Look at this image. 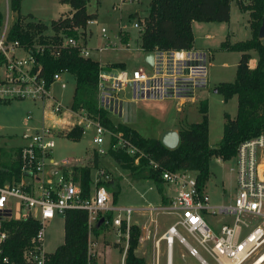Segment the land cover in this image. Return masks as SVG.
I'll use <instances>...</instances> for the list:
<instances>
[{
	"label": "built area",
	"instance_id": "obj_1",
	"mask_svg": "<svg viewBox=\"0 0 264 264\" xmlns=\"http://www.w3.org/2000/svg\"><path fill=\"white\" fill-rule=\"evenodd\" d=\"M124 1L120 0V3ZM6 14L0 25V101L29 99L45 102V105L41 127L27 134V143L20 147L19 179L0 182V245L8 235L7 230L3 229L6 220L37 219L40 227L31 238L30 247L24 251V257L33 264H44L42 244L46 223L55 215L64 214L67 209H82L88 214V254L91 257L88 264H96L92 260L96 242L91 238V233L97 224L111 226L118 231V236L125 238L124 258L130 227L133 225L132 217L137 208L113 202L111 192L100 184L107 181L103 169H98L88 196H83L79 182L74 180L72 170H69L79 166L81 159L67 157L55 160L51 153L57 136L67 135L75 126L81 127L83 132L93 126L95 133L92 142L99 145L98 156L106 153L102 147L106 135L116 138L111 148L123 150L133 157L136 165L146 155L123 138L120 132L112 133L86 111L66 109L60 101L52 98L40 68H35V54L41 52L44 45L34 43L32 47H26L18 40H9L8 31L12 22L8 12ZM87 23L92 25L96 21L91 19ZM144 25L145 17L142 16L135 18L132 23L138 31H143ZM100 31L102 35H107L104 27ZM59 36L62 37L61 46L80 45L71 36ZM79 51L81 55L88 56L89 50L84 45ZM149 52L153 53L152 64L146 62L149 71L141 67L131 70L111 67L105 70V66L100 65L97 77L99 107L113 114L122 113L119 93L124 91L129 99L135 101L175 100L177 110H181L185 103L197 100V91L208 83L211 52L193 47L169 50L155 48ZM61 75L60 72L54 73L51 85L60 82V87L65 88L67 82ZM27 118L30 119L31 115H27ZM233 158L236 162V193L230 203L223 205L212 204L205 189L198 187L196 171H162L164 184H174L177 187L176 194L159 207L148 206L144 209L151 213L154 210L171 213L177 219L163 231L155 242L156 247L160 240H164L170 251L177 239L186 247L188 254L201 264H209L202 252L214 264H245L255 252L264 249V171L261 168L264 137L260 135L242 141ZM146 167L159 168L150 158ZM26 176L31 182H25ZM32 181H35V186H31ZM207 216L214 221L207 219ZM149 233L147 231L145 236H139L138 243L148 239ZM2 260L7 262L6 257Z\"/></svg>",
	"mask_w": 264,
	"mask_h": 264
},
{
	"label": "trees",
	"instance_id": "obj_2",
	"mask_svg": "<svg viewBox=\"0 0 264 264\" xmlns=\"http://www.w3.org/2000/svg\"><path fill=\"white\" fill-rule=\"evenodd\" d=\"M22 0H9V7L14 18L8 31L9 40H18L26 47L34 43L44 45L41 52L35 54V68H40V74L50 88L54 73L68 72L75 78V87L70 109L84 110L112 133L120 132L122 137L138 147L146 157L140 159L139 165L133 164V157L123 150H110L111 156L130 168L137 178L151 179L159 193L163 190V170H192L196 171L197 184L204 189L209 179V161L212 157L229 160L234 157L237 146L245 140L262 135L264 137V39L258 35L264 21V0H150L148 13L145 16L144 29L141 32L140 47L144 52L155 48L161 50L189 49L193 47L194 35L192 21L227 22L230 19V3L235 1L242 12H249V24L252 37L244 41L230 43L222 41L220 49L241 52L236 66L235 79L231 82H221L217 92L227 102L233 96L237 99V110L234 117L224 113L222 137L217 146L209 145V125L207 104H199L201 119L190 123L187 128L178 131L179 143L175 148L164 146L159 138L145 137L136 129L119 123L114 125L105 110L99 107L97 96V77L100 63L91 57L80 54L83 45L61 46L62 37L58 34L44 35L47 26L42 22L27 19L20 11ZM70 6L69 15L63 19L51 21V27L63 32L74 26L85 27L86 22L95 17V13L87 11V0H58ZM3 14L0 11V25ZM74 33V32H67ZM126 42V41H124ZM250 50L257 53L256 64L249 66ZM110 67L124 69L123 62L110 64ZM83 129L75 126L67 133V138L79 141ZM112 141L116 139L112 137ZM3 148L0 147V153ZM18 151V149H17ZM152 159L158 169L147 168L148 160ZM19 152L12 162H0V182H12L20 176ZM74 180L81 187V194L88 196L91 190V168L87 166L74 167L71 171ZM112 194L113 202L117 203L120 192L119 185L114 181H102ZM164 198V197H163ZM165 199V198H164ZM40 223L37 219L10 218L3 223L7 237L0 245V264H33L24 257V251L30 247V241L36 235ZM94 228L95 234L99 229ZM122 230L123 227H122ZM140 227L132 225L129 232L128 247L124 264H144L142 257H137L134 250L138 245ZM88 214L82 209H67L64 212V240L51 253H45L44 264H88L91 259L88 254ZM7 262H3V258ZM92 260L94 261L93 257Z\"/></svg>",
	"mask_w": 264,
	"mask_h": 264
},
{
	"label": "rangeland",
	"instance_id": "obj_3",
	"mask_svg": "<svg viewBox=\"0 0 264 264\" xmlns=\"http://www.w3.org/2000/svg\"><path fill=\"white\" fill-rule=\"evenodd\" d=\"M6 1L7 0H0V10L4 13L3 20L6 18V13L8 12L7 8L9 7V3L7 4ZM87 1V9L95 13V17L91 19H95L96 23L90 25L86 22L85 27L74 26L67 31L74 33L63 32L65 28H60L56 31L51 27V20L57 15H60V13L57 14L58 0H24L23 4H21L20 11L22 14L26 13L32 5L37 4L40 21L47 26V29L43 32L45 36L61 34L63 36L73 37L78 44L88 48L90 56L93 59L106 62L104 65L105 70L111 68L110 63L107 64L108 62L123 61L126 63V68L129 70L141 67L149 71L150 68L144 61L145 52H141L139 46L142 31H138L132 26L135 12H139V15H141L143 14V8L148 11V0H125L122 3H120V0ZM10 13H12L11 9ZM65 16H68V14L61 15L59 18L63 19ZM247 17L245 13L237 10L233 2L230 25L233 33L232 37L235 38V40H242L245 38L244 34L250 27V24L249 27L247 24ZM10 18L11 23L13 20L12 17ZM101 27L107 29L106 36L108 37L102 35L100 32ZM113 33L118 34L121 41L113 37ZM232 33H230V35ZM203 34V32L197 34L198 45L209 44L213 48L214 55L208 66L207 86L197 91V100L195 102L185 103L181 107V110H177L176 101L172 99H141L135 101L129 99V95H127L125 91L120 92L119 97L122 99V113L113 114L105 110L112 123H114V125H118L119 123L126 124L136 129L145 137L160 138L161 134L171 126L181 129L189 126L190 123L200 121L201 113L199 112V104L201 102H206L209 125V145L212 147L217 146L223 133L225 121L223 115L226 112L230 117H234L237 110V101L236 97H232L227 102H224L222 95L218 92H214V89L221 82H231L235 79L239 53L238 51L215 49L214 47L218 46L216 45V41L213 39H204L202 37ZM128 35H130V38ZM101 46L104 48L102 51H99L98 48ZM222 63H226V65ZM61 78L66 80V87L61 88L60 82H55L52 85V90L54 94L58 95L57 97L62 105L66 109H69L75 84L74 76L66 72ZM27 115H31V118L28 119ZM40 126L41 106L39 102L33 103L29 99H13L7 102L0 101V147L3 148V151H1L2 153H0V162L11 159L16 147L25 143L23 134L33 133L34 129ZM94 133V127L91 126L85 129L79 141L57 136L51 156L55 160L67 157L80 158L81 162L77 167H90L92 179L97 176L98 169H103L107 175V181H114L119 185L120 192L117 196V204L119 205H130L136 208H144L149 205L159 207L162 205L159 203L161 194L153 180L137 178L130 168L124 167L121 162H117L111 156L109 151L113 150L111 144L113 143L112 137L114 136L106 135L105 143L102 145L106 153L101 156L97 155V148L99 145L92 142ZM8 148H10V150H7ZM133 164L136 165L135 162H133ZM235 167L236 162L234 158L224 160L221 163L217 161L216 157L210 159V175L205 186L211 200H223V202L229 203L232 192L236 190ZM72 168L69 170L71 171ZM169 185L170 188L167 189V193L174 194L176 192L175 185ZM138 215L134 213L132 219L135 220L139 217V222H147L149 225L150 223H153L152 225L156 223L158 233L165 230L176 218L174 214L155 210L151 214L147 210V213L144 215L142 213ZM150 217L155 221L153 222ZM62 219V215L57 214L52 220L46 223L44 235V248L46 251H52L55 246L63 241ZM207 219L214 221L210 216H207ZM225 219L229 220L227 218ZM98 234L101 235V238L97 237L94 239L102 243V245L101 247L97 246L94 248L93 259L96 264H98V257L100 259V264H124L125 257H122L125 238L118 236V231H115L111 226L104 227ZM159 236L160 234L156 236L155 230L150 226L149 238L143 245L144 247L141 248L142 250H139V245L136 246L134 254L137 257H142L144 264H166L167 247L165 241L160 240L158 247L154 245V242L158 240ZM156 248L159 250L158 253ZM98 250H100L101 253L98 254ZM263 252L264 249L255 252L245 264L253 263ZM202 255L209 264H214V261L206 253L202 252ZM171 262L172 264H200L197 258L188 254L186 247L179 243L177 239L172 248ZM261 264H264V261Z\"/></svg>",
	"mask_w": 264,
	"mask_h": 264
},
{
	"label": "crops",
	"instance_id": "obj_4",
	"mask_svg": "<svg viewBox=\"0 0 264 264\" xmlns=\"http://www.w3.org/2000/svg\"><path fill=\"white\" fill-rule=\"evenodd\" d=\"M23 1L24 0H22L21 1V4H23ZM59 2V1H58ZM141 2V1H140ZM149 2H150V0H148V8H149ZM235 3V6L237 7V10H239V12H242V11H240V9L238 8V6H237V4H236V2L235 1H232L231 3H230V19H229V21H227V22H216V21H210V22H200V21H192V31H193V35H194V42H193V48H197V49H204V50H208V51H210L211 52V55H212V57H213V48L209 45V44H199L198 45V37H197V34L199 33V32H203L204 34H203V38L204 39H207V40H211V39H213L214 41H216V45H218V46H216V47H214L215 49H220V44H221V42L222 41H224V40H228L230 43H235V42H238V41H244V40H247V39H250L251 38V30H250V27H249V12H242V13H245L248 17H247V24H248V27H249V30H246V32H245V34H244V39H242V40H235V38H233L232 37V35H233V33H232V28H231V25H230V20H231V15H232V3ZM6 3L8 4L9 3V0H7L6 1ZM37 4H34V5H32L31 6V8L26 12V13H23V15H30L27 19H29V20H32V21H39V22H41L40 21V18H39V16H38V8H37ZM8 9V13H9V16L10 17H12V20H13V18H14V15L12 16V13H10V9H9V7L7 8ZM57 9H58V11H57V14L58 13H60V15H57L54 19H52V20H55V19H57V18H59L61 15H65V14H68L69 15V11H70V6L68 5V4H62V3H57ZM20 10H21V6H20ZM1 11V10H0ZM12 11V10H11ZM87 11L89 12V13H94V12H90L88 9H87ZM142 11H143V14H141V15H139V12H135L134 13V17L135 18H138V17H145L146 15H147V13H148V11H147V9H145V8H143L142 9ZM2 12V11H1ZM3 14V16H4V13H2ZM134 18V19H135ZM51 20V21H52ZM95 20V19H94ZM13 22V21H12ZM105 28V27H104ZM101 29V28H100ZM106 29V28H105ZM106 31H107V29H106ZM101 32V31H100ZM127 32V31H126ZM128 33V32H127ZM230 33H232L231 35H230ZM129 34V33H128ZM215 35H218V36H215ZM129 36V38H130V35H128ZM106 37H108V36H106ZM113 37H116L118 40H120V37L118 36V34H116V33H113ZM129 38H128V41H129ZM121 41V40H120ZM127 41V42H128ZM110 42V41H109ZM110 43H113V42H110ZM140 44V43H139ZM113 45V44H112ZM140 46V45H139ZM99 48H102V49H100L99 51H102L103 50V48L104 47H99ZM140 50H141V52H143L144 53V51L141 49V47H140ZM146 53V52H145ZM239 53V58H240V55H241V52H238ZM249 53H250V55H251V59H250V63H249V66L251 67V68H253L254 66H255V64H256V60H257V53L254 51V50H250L249 51ZM87 57H91L90 56V53H88V56ZM211 57V58H212ZM92 58V57H91ZM93 59V58H92ZM94 60H96V59H94ZM96 61H98L101 65H105V63L106 62H102V61H100V60H96ZM118 62H123V61H118ZM118 62H108L107 64H113V63H118ZM124 64H125V68H126V63L125 62H123ZM238 63V62H237ZM223 65H226V63H222ZM117 68V67H116ZM121 69V68H120ZM64 73H66V72H63L62 73V75L61 76H63V74ZM68 73V72H67ZM74 83H75V78H74ZM54 84V83H53ZM52 84V85H53ZM52 85L50 86V95L52 96V98L53 99H55V100H58V101H60L59 100V98L57 97L58 95H56V94H54L53 93V90H52ZM74 87H75V84H74ZM74 91V90H73ZM73 95V94H72ZM233 97H236V96H233ZM60 99H61V97H60ZM72 99V98H71ZM236 101H237V99H236ZM33 103H36V102H39L40 103V106H41V125H42V122H43V104L45 105V102H42V101H32ZM50 102V101H49ZM61 102V101H60ZM191 103H193V102H191ZM69 109H70V107H69ZM236 115V114H235ZM47 120V119H46ZM49 121V120H48ZM41 127V126H40ZM188 126H186L185 128H187ZM39 128V127H38ZM36 129V128H35ZM169 129H174V130H176V131H179L180 130V128H177V127H174V126H171ZM182 129V128H181ZM84 133V132H83ZM29 134V133H28ZM26 135H27V133H25V134H23V137L25 138L24 139V141H25V143L24 144H26L27 143V138H26ZM83 135V134H82ZM61 136H63V137H65V138H67V136L66 135H61ZM82 138V137H81ZM80 138V139H81ZM24 144H21V145H19V146H17L16 147V149L14 150V155H13V157L11 158V159H8V160H6V162H8V163H10V162H12V160L15 158V156H16V154L19 152V150H20V147L21 146H23ZM211 146V145H210ZM12 149V148H11ZM17 149H18V151H17ZM7 150H10V148H8ZM217 161L218 162H223L224 160H222V159H220V158H217ZM24 180H25V182H31L30 180H29V178L26 176L25 178H24ZM235 182H236V179H235ZM36 185V183H35V181H32V184H31V186H35ZM176 187V186H175ZM168 188H170V185L169 184H164V186H163V190H162V193H160L161 194V197H160V200H159V203H161V204H165L170 198H172L173 196H175V194H176V192L174 193V194H169V193H167V189ZM205 191L207 192V189H206V186H205ZM176 191H177V187H176ZM208 193V192H207ZM235 193H236V190L234 191V192H232V197L230 198V201H229V203L233 200V198H234V196H235ZM209 194V193H208ZM210 196V195H209ZM165 199H164V198ZM210 200H211V197H210ZM158 203V204H159ZM211 203L212 204H214V205H223V204H228V203H225V202H223V200L222 201H213V199L211 200ZM149 206H154V205H149ZM146 207H148V206H146ZM146 207H144V208H146ZM136 208V207H135ZM144 208H137V211H136V213H137V215L139 214V213H142L143 215L145 214V213H147V210H145ZM148 212H150V211H148ZM150 214H151V212H150ZM62 215V217H63V219H62V222H63V226H62V235H63V240H64V214H61ZM139 216V215H138ZM152 217V216H151ZM150 217V218H151ZM177 219V217L175 218V220ZM52 220V219H51ZM174 220V221H175ZM50 221V220H49ZM149 221V220H148ZM173 221V222H174ZM172 222V223H173ZM172 223H170L169 225H171ZM153 223H150V225L149 224H147V222L146 223H142V222H139V217H137V219H135V220H133V225H137L138 227H140V230H141V232H140V236H145V234L147 233V231H150V226H152V229H154L155 230V233H156V236H157V234L159 235H161L162 233H163V231L161 232V233H158V230H157V227H156V223H155V225H152ZM168 225V226H169ZM100 225H96L94 228L96 229V228H98ZM167 226V227H168ZM105 226H103L102 225V228L101 229H99V231L100 230H102L103 228H104ZM167 227H166V229H167ZM93 228V229H94ZM93 229H92V233H91V238H93V240L96 242V246H95V248L97 247V246H99V247H101V245H102V243H100V242H97L94 238H101V235L100 234H97V236H96V234L94 233V231H93ZM160 237V236H159ZM148 239H145L142 243H138V245H139V250H142L141 248L142 247H144L143 245L146 243V241H147ZM63 243V241L62 242H60L57 246H59L60 244H62ZM166 244V243H165ZM154 245H155V242H154ZM57 246H55L54 248H53V250L52 251H46L45 250V248H44V241H43V244H42V249H43V251L45 252V253H51V252H53L56 248H57ZM167 247V246H166ZM172 248H173V246H172ZM100 249V248H99ZM99 252H98V254L99 253H101L100 252V250H98ZM159 252V250L157 249V253ZM97 261H98V264H100V259H99V257L97 258ZM172 249L170 250V251H168V249H167V262H166V264H172ZM201 264V263H200Z\"/></svg>",
	"mask_w": 264,
	"mask_h": 264
},
{
	"label": "water",
	"instance_id": "obj_5",
	"mask_svg": "<svg viewBox=\"0 0 264 264\" xmlns=\"http://www.w3.org/2000/svg\"><path fill=\"white\" fill-rule=\"evenodd\" d=\"M258 35L260 38L264 39V21L262 22V25L259 28ZM144 61L152 64L153 53L146 52L144 56ZM214 92H217V88L214 89ZM159 139L164 146L168 148H175L179 143V133L174 129H168L161 134Z\"/></svg>",
	"mask_w": 264,
	"mask_h": 264
},
{
	"label": "bare ground",
	"instance_id": "obj_6",
	"mask_svg": "<svg viewBox=\"0 0 264 264\" xmlns=\"http://www.w3.org/2000/svg\"><path fill=\"white\" fill-rule=\"evenodd\" d=\"M262 171H264V159L262 160ZM264 261V253L260 255L252 264H261ZM229 264V263H228Z\"/></svg>",
	"mask_w": 264,
	"mask_h": 264
}]
</instances>
